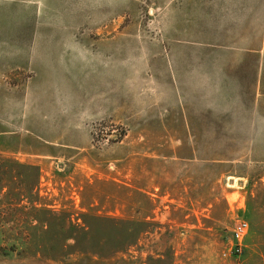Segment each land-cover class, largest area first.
Segmentation results:
<instances>
[{
    "label": "rangeland",
    "instance_id": "rangeland-1",
    "mask_svg": "<svg viewBox=\"0 0 264 264\" xmlns=\"http://www.w3.org/2000/svg\"><path fill=\"white\" fill-rule=\"evenodd\" d=\"M0 264H264V0H0Z\"/></svg>",
    "mask_w": 264,
    "mask_h": 264
},
{
    "label": "built area",
    "instance_id": "built-area-1",
    "mask_svg": "<svg viewBox=\"0 0 264 264\" xmlns=\"http://www.w3.org/2000/svg\"><path fill=\"white\" fill-rule=\"evenodd\" d=\"M247 232V224L245 222H238L235 224L232 231L233 234V245L229 249L233 255H240L243 248V241Z\"/></svg>",
    "mask_w": 264,
    "mask_h": 264
}]
</instances>
